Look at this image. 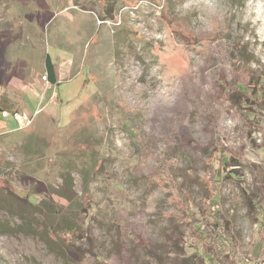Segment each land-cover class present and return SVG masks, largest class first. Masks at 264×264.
Returning <instances> with one entry per match:
<instances>
[{"label":"rangeland","instance_id":"obj_1","mask_svg":"<svg viewBox=\"0 0 264 264\" xmlns=\"http://www.w3.org/2000/svg\"><path fill=\"white\" fill-rule=\"evenodd\" d=\"M112 1V19L78 24L73 0H0V46L19 51L0 73V264H264V94L228 96L264 85V0ZM77 29L89 41L51 105L10 91L39 74V50L73 55ZM80 197L92 254L57 233Z\"/></svg>","mask_w":264,"mask_h":264},{"label":"trees","instance_id":"obj_2","mask_svg":"<svg viewBox=\"0 0 264 264\" xmlns=\"http://www.w3.org/2000/svg\"><path fill=\"white\" fill-rule=\"evenodd\" d=\"M74 6L79 7L81 10L92 12L96 17L100 18L101 21L105 19H112L114 16V2L112 0H73ZM48 62V60H46ZM49 63V62H48ZM261 84V83H260ZM264 85H260L258 87V90L256 94H253V96L248 97L247 92L245 91V88L238 84V83H231L229 90H228V96L230 99L231 104L236 107L238 104H241L242 101L249 100V104H252V99H259L261 97V94H264ZM259 96V97H258ZM5 112L6 110H2ZM26 142V141H25ZM31 141H27L28 149L31 148L32 143ZM27 149V150H28ZM29 151V150H28ZM27 151V152H28ZM27 152H24L25 154ZM93 152V151H92ZM93 154H95L93 152ZM89 157L93 158V155H90ZM90 158V160H92ZM229 158L225 156L224 154H218L216 158H214V163L216 165L215 168L209 169L208 174L212 181L217 184L220 182L221 176H222V170L224 166L228 164ZM70 160H68L65 163V169L66 176H64V181L67 182L71 178V173L76 169V166H71ZM91 168L92 166H87L85 163L81 166L80 172L86 181L91 175ZM213 197V196H212ZM212 197L208 200L210 206L215 207V202L212 200ZM81 197L78 201L74 202L73 205H78L77 208L72 210V208H69L66 213L59 215L57 218V227L58 231L57 233L64 236L62 241L60 242L66 251L75 253V252H84L87 251L88 253L92 254V250L89 247L88 240L91 239V215L88 214V212L84 209V207L81 206ZM212 200V202H211ZM73 202V201H72ZM68 212V214H67ZM213 213H210L211 218L214 219L215 223L217 224L221 237L223 239L225 238L224 228L222 227V218L220 217V211L218 209L213 208ZM193 218L194 225L196 223H199L197 219H195L194 213L188 214ZM200 225H196V229L200 231L199 228ZM263 244H259V248L256 251V260L259 258H262V252L261 249L264 248ZM264 250V249H263ZM94 251V250H93ZM95 253V252H94ZM96 255V253H95ZM182 264H188L187 261L183 262Z\"/></svg>","mask_w":264,"mask_h":264},{"label":"crops","instance_id":"obj_3","mask_svg":"<svg viewBox=\"0 0 264 264\" xmlns=\"http://www.w3.org/2000/svg\"><path fill=\"white\" fill-rule=\"evenodd\" d=\"M45 7L46 4L42 3V8L44 9ZM66 8L67 7H62L60 10H58V15H56L55 18L57 19L59 17V13L65 11ZM69 11H72V13L74 14L73 20L78 24H85L84 22H87V24H91L93 21H95L92 18V15H94L92 12L81 10L79 7L74 6V4H71V8ZM54 30L55 40H61L64 33V30H62V21L61 23L58 21ZM88 41L89 35L84 34L82 29H77L72 32V39L70 43H68L67 47L71 50L73 55L66 54L55 47H53L55 49L51 52V54L47 53L46 50H39L41 52V55L39 56V74L34 76L31 79L30 83L19 84L21 86H14L10 91L17 92L15 90H18L17 94L24 98H36L39 101V106L47 103L51 105L53 101L51 100L50 103H46L47 98L59 97L60 95H57L58 91L65 92L66 85L64 84V81H62L61 76H70L75 59L81 58L83 56L82 54L76 55L74 54V52L79 51L83 53L87 45H85V42L88 43ZM8 44L10 43H7L5 47L0 46V73L5 66L9 64L15 66L18 63V49H13L11 44L10 47H8ZM37 52L38 51L33 48L28 51L29 56L33 59V61L36 59L35 57ZM46 60H48L49 63L46 62ZM74 78L72 77V79L70 78L69 80H67L69 82L68 84H70ZM78 85L79 86H77V89L84 91L83 87H81V85H83V82H79ZM24 103L26 107L29 104L28 101V104H26V102ZM39 106L38 109H40ZM42 108L43 107H41V109ZM21 112H23L22 116L24 117H27L26 113H29L27 109H23ZM4 113H7V111H5Z\"/></svg>","mask_w":264,"mask_h":264},{"label":"built area","instance_id":"obj_4","mask_svg":"<svg viewBox=\"0 0 264 264\" xmlns=\"http://www.w3.org/2000/svg\"><path fill=\"white\" fill-rule=\"evenodd\" d=\"M13 118L17 123L21 124L22 127L29 124V119L27 117L21 116L19 114H15Z\"/></svg>","mask_w":264,"mask_h":264}]
</instances>
